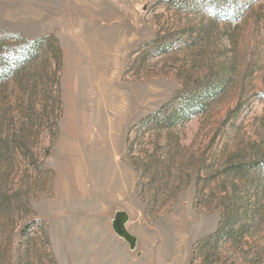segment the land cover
I'll return each mask as SVG.
<instances>
[{
  "label": "rangeland",
  "instance_id": "obj_1",
  "mask_svg": "<svg viewBox=\"0 0 264 264\" xmlns=\"http://www.w3.org/2000/svg\"><path fill=\"white\" fill-rule=\"evenodd\" d=\"M48 35L60 112L43 63L0 87V264H258L264 202L220 259L203 241L264 149V0H0V37Z\"/></svg>",
  "mask_w": 264,
  "mask_h": 264
},
{
  "label": "trees",
  "instance_id": "obj_2",
  "mask_svg": "<svg viewBox=\"0 0 264 264\" xmlns=\"http://www.w3.org/2000/svg\"><path fill=\"white\" fill-rule=\"evenodd\" d=\"M14 39L17 40V43L16 45H11L10 42ZM63 57V49L59 40L54 35L40 37L32 41L23 38L2 36L0 37V87L5 86L12 78L17 77L18 79L25 76L27 70L33 67L34 64L43 63L42 69L39 72L37 71L36 78L40 81L53 80L56 86V93H58L57 104L59 103L60 105L58 108V112H60V80ZM45 93L46 90H44V94ZM30 106L31 110L35 108L33 103H31ZM195 106L196 105L193 104L191 100H188L182 105L183 112L195 108ZM53 112L55 114H53ZM53 112H51V114H53L55 118L58 117L56 114L57 110L55 112L54 109ZM171 119L172 117L168 118L167 122L173 123V121H170ZM248 150H250V152L247 151L249 154H242L244 156L240 159V163L237 165L238 167H231V169L223 174L226 177H231L240 172H254V177L250 180L246 179L247 186L245 190H242L246 193V198L250 197V191L254 190V208L252 211L249 209L250 199H247L248 201L245 202V197H236V184H234L233 187L235 192L233 198L235 204L233 210L230 211L228 218H223L221 228L214 235L203 241V244H206V247L209 249L208 253L204 256L206 262L211 261L213 258L220 259L219 248L222 245L220 242L223 241V239L224 241L226 240L225 242H231L236 239L243 240L247 232H252L258 225L260 226L262 221V205L260 204L264 202V149H261L258 142H255ZM245 167H248V170H246ZM238 180L243 181L244 178L242 177ZM249 222H253V224ZM209 246H212V252ZM259 256L260 257L255 258V261L258 264H264V250L259 253Z\"/></svg>",
  "mask_w": 264,
  "mask_h": 264
}]
</instances>
